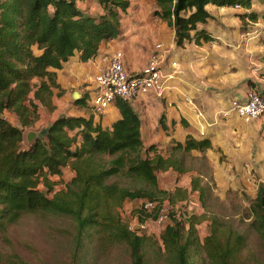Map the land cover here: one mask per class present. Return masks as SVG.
Listing matches in <instances>:
<instances>
[{
  "label": "trees",
  "instance_id": "16d2710c",
  "mask_svg": "<svg viewBox=\"0 0 264 264\" xmlns=\"http://www.w3.org/2000/svg\"><path fill=\"white\" fill-rule=\"evenodd\" d=\"M84 1L0 0V237L27 216L66 218L73 228L75 256L92 237L100 251L122 248L130 264H147L146 248L154 243L132 232L118 211L125 201L147 200L156 203L151 213L141 209L132 213L141 223L154 221L161 205L172 207L170 223L159 237L169 263L196 264L192 259L200 256L199 250L205 264H250L242 257L244 237L230 225L210 219L209 233L200 244L195 225L204 218L193 212H187L185 220L177 218L174 207L187 202L191 192L203 198L199 177L191 178L189 188L164 191L158 186L159 172L189 173L178 154L205 153L211 149L208 139L188 136L166 154L155 146L144 150L138 115L131 104L116 100L120 118L110 129H103L92 116H61L43 128V137L22 148L25 130L38 119V107L51 108L55 71L76 56L82 63L95 58L101 44L118 34L132 0H95L100 12L92 15L78 7ZM152 1L154 16L174 30L177 46L211 40L198 29L210 17L208 3L243 9L251 4V0ZM247 17L255 19L252 13L240 16ZM65 168L73 177L55 190L48 176L61 177ZM248 215L264 248L263 183L249 202Z\"/></svg>",
  "mask_w": 264,
  "mask_h": 264
},
{
  "label": "crops",
  "instance_id": "0c3cea01",
  "mask_svg": "<svg viewBox=\"0 0 264 264\" xmlns=\"http://www.w3.org/2000/svg\"><path fill=\"white\" fill-rule=\"evenodd\" d=\"M78 7L88 15L100 12L95 0L79 2ZM205 9L210 17L198 29L208 33L211 40L199 45L191 41L177 46L174 30L154 16L155 3L152 0H132L122 16L118 34L101 44L95 58L82 63L76 56L55 71L57 88L51 89V108L39 106L38 119L32 127L45 128L61 116H92L103 129H110L120 118V113L115 104L101 114L92 110L89 101L94 95L95 77L108 67L109 58L115 52L122 54L127 72L138 74L155 46L160 44V67L166 76V89L161 97L146 94L131 104L140 119L144 150L155 146L158 151L165 152L175 142L183 143L190 136L211 142L206 155L210 159L213 151L217 152L212 163L218 162L222 154L236 152L242 154L244 161L248 156V140L257 139L260 150L253 157H256V169L263 183L262 122L246 123L235 113L227 111L231 102H244L247 90L259 86L264 74V0H251L249 9L217 7L211 3ZM251 13L255 19L240 18ZM254 158L250 153V164ZM167 172L174 178L183 176ZM193 177L190 176V180Z\"/></svg>",
  "mask_w": 264,
  "mask_h": 264
},
{
  "label": "rangeland",
  "instance_id": "374dc122",
  "mask_svg": "<svg viewBox=\"0 0 264 264\" xmlns=\"http://www.w3.org/2000/svg\"><path fill=\"white\" fill-rule=\"evenodd\" d=\"M6 118L13 124L17 123V119L10 113H6ZM42 130L43 128L34 126L26 129L22 148H26L28 144L26 140L28 131L39 134ZM248 142L249 147L246 153L248 156L251 153L254 158L253 154L260 150V144L257 146V139L248 140ZM168 151L169 148L161 153L166 154ZM216 153L213 151L210 159L206 152L179 153L178 156L183 165L190 172L183 174L181 178H174L170 172H159L158 186L164 191H173L175 185L187 188L190 176L199 177L204 188L203 198L199 199L197 192H191L189 199L187 198L188 201L178 203L176 208L179 212L180 210L193 212L197 217L204 218L195 225L196 237L200 244L209 233L210 219L216 218L233 227L244 237L243 258L250 264H264V248L260 237L251 226L252 219L248 215L249 202L254 198L257 186L262 181L256 169L258 166L255 163L256 157L250 164L248 156L243 161L242 154L238 155L236 152L233 155L222 154L218 157V162L212 163L217 157ZM143 154L146 155V151ZM72 177L71 170L65 168L61 177L48 176V179L56 184L55 190H60L70 182ZM40 189L43 188L40 187ZM139 208L140 204L137 201H125L118 211L121 218L130 225L133 211ZM160 227L149 220L143 232L151 239V243H154L146 248L147 264H171L161 248L159 237L162 229ZM72 237L73 228L69 219L24 217L18 224L9 228L4 238L0 237V264H130L122 248L114 247L107 251H100L92 237L84 241V246L75 256ZM198 253L200 256H195L192 261L196 259V264H205L202 253L199 250Z\"/></svg>",
  "mask_w": 264,
  "mask_h": 264
},
{
  "label": "built area",
  "instance_id": "2783aa9c",
  "mask_svg": "<svg viewBox=\"0 0 264 264\" xmlns=\"http://www.w3.org/2000/svg\"><path fill=\"white\" fill-rule=\"evenodd\" d=\"M234 8H241L235 6ZM161 45L155 46L146 65L138 74H130L123 65L122 54L113 53L109 58L108 67L99 72L95 77L94 95L90 100L92 110L101 114L104 110L114 104L116 100L132 104L140 96L153 94L161 97L166 89V76L161 71ZM259 86H251L247 90L246 100L244 102L233 101L227 111L235 113L240 119L248 123L254 120H261V133L264 136V74L261 77ZM226 113H224V116ZM141 210L151 213L156 207L155 202L147 200L137 201ZM177 206V205H176ZM174 207L175 213L179 220H185L188 217L187 212H179ZM171 208L166 203L161 205L156 219L153 223L160 225L164 229L170 223L169 214ZM148 222V221H147ZM139 222L136 216H132V222L129 229L137 235H145L146 223ZM141 233H138L140 232Z\"/></svg>",
  "mask_w": 264,
  "mask_h": 264
},
{
  "label": "water",
  "instance_id": "95a60500",
  "mask_svg": "<svg viewBox=\"0 0 264 264\" xmlns=\"http://www.w3.org/2000/svg\"><path fill=\"white\" fill-rule=\"evenodd\" d=\"M45 134V131H41L39 134L35 133V132H28L26 134V140L28 143L32 142L37 136L43 137Z\"/></svg>",
  "mask_w": 264,
  "mask_h": 264
}]
</instances>
